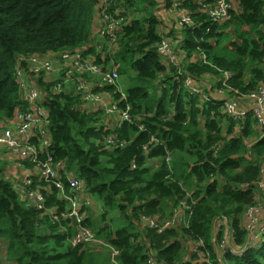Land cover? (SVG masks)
Masks as SVG:
<instances>
[{
    "label": "trees",
    "instance_id": "16d2710c",
    "mask_svg": "<svg viewBox=\"0 0 264 264\" xmlns=\"http://www.w3.org/2000/svg\"><path fill=\"white\" fill-rule=\"evenodd\" d=\"M165 1L170 8V0ZM215 1L207 3L214 6ZM226 2L232 4L230 19L213 22L195 0H183L180 7L194 26L176 22V35L158 33V17L147 12V6L136 4L144 15L132 19L121 10V0L110 7L129 20L114 55L117 72L126 81L102 91L130 121L118 124L111 118L105 124L104 112L82 111L81 97L72 91L50 90L47 108L53 159L75 174L84 193L103 208L98 219L90 206L81 209L87 212L82 226L94 232L100 244L72 247L76 227L63 217L69 205L35 181L30 189L42 187L46 208L57 209L56 217L41 216V211L24 206L0 174V238L6 243L7 261L146 264L153 256L158 264H194L196 256L184 247L201 241L211 253V264H264V241L258 247L247 243L244 227L248 208L258 218L264 214V201H255L256 191L264 197L259 185L262 131L251 115L231 120L221 112L223 101L213 100L208 92L204 97L205 89L190 94L176 68H167L155 49L162 40L178 44L174 50L180 69L198 88L201 80L212 91L225 93V72L231 74L227 85L240 94L264 86V0ZM96 5L95 0H0V122L12 119L22 105L13 76L17 58L85 45L93 35ZM90 52L101 62L94 49ZM113 211L120 215L116 228L105 222ZM145 219L156 220L158 226L173 224L151 228ZM226 232L231 235L228 245L239 255L217 251Z\"/></svg>",
    "mask_w": 264,
    "mask_h": 264
},
{
    "label": "built area",
    "instance_id": "2783aa9c",
    "mask_svg": "<svg viewBox=\"0 0 264 264\" xmlns=\"http://www.w3.org/2000/svg\"><path fill=\"white\" fill-rule=\"evenodd\" d=\"M95 1L97 5L94 11L93 35L85 45L60 53L31 54L17 58L13 76L19 87L22 105L17 108L12 119L0 122V160L9 163L7 167L3 165L2 178L10 183L25 207L41 211V216L56 217L57 209L46 208V197L42 187L36 186L34 189L30 187L37 181L46 184L47 191L54 190L57 198L69 205V211L63 214V217L72 224L73 220L76 222V233L70 240L72 247L83 244L97 245L100 242L96 240L94 232L82 226L87 218V212L81 209L92 205L90 197L84 193L82 181L75 174L66 171L62 162L55 161L50 151L52 138L47 109L48 92L51 90L55 94H60L64 91H72L80 95L82 111L89 113L102 110L106 118L116 115L118 124L130 121L127 112H120L116 103L112 102L111 96L102 91L105 87L120 86L118 64L114 62V55L118 52V39L129 20L116 9L109 11L118 0ZM182 1H171L172 6L166 10L175 15L181 27H193L194 22L190 14L180 7ZM195 2L208 11V16L213 22L230 19L229 11L232 10V4L226 0H216L214 6H210L207 0H195ZM91 49L97 52L101 62L91 54ZM155 49L165 66L176 68L178 76H182L183 85L190 94H203L201 88L195 85V79L184 74L180 69V61L176 58L177 54L173 46L162 40L155 45ZM222 75V85L227 88L225 91L227 97L223 100L221 112L236 122L243 121L251 115L264 135V86L261 85L248 94H240L227 85L231 74L225 72ZM106 142L110 145L112 140L106 139ZM25 164H28V168ZM261 173L259 185L264 190V164ZM182 205L183 208L188 209L185 202H182ZM252 211V207L247 209V221L244 225L248 232L247 243L250 244L254 243L258 236H264V223L261 224ZM180 212L181 210L177 212L178 219L182 218ZM143 222L151 228L160 229L173 224V221H166L158 226L156 220L151 219H145ZM224 225L227 228L225 220ZM255 227L257 231L253 232ZM228 237L231 235L226 232L217 251L225 254L229 249L232 254L239 255L240 253L228 245ZM203 247L201 241L191 245V252L198 258L194 264L197 262L211 264V253L205 251ZM4 260L0 258V264H4ZM146 264H158V262L153 256H148Z\"/></svg>",
    "mask_w": 264,
    "mask_h": 264
},
{
    "label": "rangeland",
    "instance_id": "374dc122",
    "mask_svg": "<svg viewBox=\"0 0 264 264\" xmlns=\"http://www.w3.org/2000/svg\"><path fill=\"white\" fill-rule=\"evenodd\" d=\"M128 0H121V3H122V7H121V10L123 11V13H125L126 16H128L129 19H132L133 17H138V18H142L144 14H142L141 11H136V7L138 5V7H141V6H147V12L150 11V13H154L158 18L157 20L159 21V25H158V33L162 34L163 32H167V31H170V33H168L169 35L170 34H173V35H176V31L174 29H176V19H175V16L173 13H170L168 10H166L169 6L165 0H146L145 2L144 1H141V0H137L136 2L131 3V4H126L125 2H127ZM132 1V0H131ZM171 1H179V0H170L169 2ZM137 4V5H136ZM161 4V7L160 5ZM169 13V14H167ZM169 15V16H168ZM155 16V17H156ZM168 16V17H167ZM174 39V37H173ZM177 43L178 41L175 40ZM179 45L176 44L174 47L177 48ZM170 69V66L168 67ZM126 81V78L124 76H121L120 79H119V83L120 84H123L124 86V83ZM207 92L209 93V91H207V89L204 90V97H207L208 94ZM110 119V118H109ZM104 123H110V120H108L106 117H105V121ZM169 161V160H168ZM5 163V164H4ZM0 164H1V171H0V174L1 176L4 174V166H9L8 162H5L3 160H0ZM6 166V167H7ZM152 168L153 170L157 168L158 166V163L155 162L153 163L152 165ZM255 192V191H254ZM188 193L191 194V192L188 191ZM90 201L91 203L93 204V209H94V212H95V216L98 218L101 217V214L103 213V208L101 206V204L96 201L93 197H90ZM255 201H260V202H263L264 201V197L263 195L261 196V192H258L256 191L255 192ZM119 213L117 211H113V212H110L109 214L106 215L105 217V222H108L110 224H112L113 227L116 228L115 224H117V219H119ZM113 222V223H111ZM264 222H261V224H263ZM258 226V225H257ZM260 228V227H259ZM257 227H255L253 229V232H256L257 230ZM264 241V237L262 236H258L255 241H254V245L256 247L259 246V244L261 242ZM188 246L185 248L184 247V250L185 252H188L190 250V248L187 250ZM198 258L196 257L195 261H197ZM194 261V262H195ZM195 264H205L203 262H197Z\"/></svg>",
    "mask_w": 264,
    "mask_h": 264
},
{
    "label": "crops",
    "instance_id": "0c3cea01",
    "mask_svg": "<svg viewBox=\"0 0 264 264\" xmlns=\"http://www.w3.org/2000/svg\"><path fill=\"white\" fill-rule=\"evenodd\" d=\"M168 14V13H167ZM169 16V15H168ZM167 16V17H168ZM175 16V15H174ZM176 19V18H175ZM176 22H177V20H176ZM175 22V23H176ZM209 80V79H208ZM210 81L212 82V79H210ZM198 83V85L200 86L199 88H201V90H203V89H207L208 91H209V96L213 99V100H221V101H223L226 97H227V94H225V93H223V94H219V93H217V92H215V91H212V88H211V86L208 84V82H204V81H198L197 82ZM211 89V90H210ZM111 118H113L114 119V121H117V116L115 115V116H112V117H108L107 119L108 120H110ZM264 203V202H263ZM91 209L92 210H94L93 209V204L91 205ZM94 218L96 219L97 217L95 216V214H94ZM259 218H260V220H261V222H264V214L262 215H260L259 216ZM0 258H2V259H5L3 262H4V264H16L15 262H11V261H7L6 260V243H5V241L3 240V239H1L0 238ZM2 262V263H3Z\"/></svg>",
    "mask_w": 264,
    "mask_h": 264
},
{
    "label": "water",
    "instance_id": "95a60500",
    "mask_svg": "<svg viewBox=\"0 0 264 264\" xmlns=\"http://www.w3.org/2000/svg\"><path fill=\"white\" fill-rule=\"evenodd\" d=\"M73 224H74V226L76 225V222H75V220H73Z\"/></svg>",
    "mask_w": 264,
    "mask_h": 264
},
{
    "label": "clouds",
    "instance_id": "9594fccd",
    "mask_svg": "<svg viewBox=\"0 0 264 264\" xmlns=\"http://www.w3.org/2000/svg\"><path fill=\"white\" fill-rule=\"evenodd\" d=\"M168 68V67H167ZM121 77V76H120Z\"/></svg>",
    "mask_w": 264,
    "mask_h": 264
}]
</instances>
